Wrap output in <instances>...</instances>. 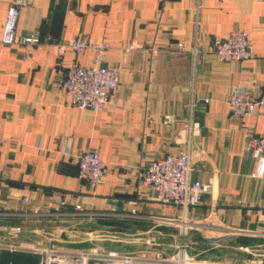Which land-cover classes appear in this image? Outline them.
Instances as JSON below:
<instances>
[{
	"label": "crops",
	"instance_id": "crops-1",
	"mask_svg": "<svg viewBox=\"0 0 264 264\" xmlns=\"http://www.w3.org/2000/svg\"><path fill=\"white\" fill-rule=\"evenodd\" d=\"M10 1L0 0V264H19L28 242L71 249L80 230L76 221L93 222L74 216L40 220L24 214V197L43 205L66 195L87 210L124 215L100 218L101 228H123V221L168 224L166 218L178 216L179 209L157 203L140 172L152 159L187 146L190 118L191 178L206 190L189 213L216 230L215 237L195 242L216 247L212 240L221 238V230L237 228L247 233L225 241L232 256L252 262L264 255L261 157L245 154L247 129L228 102L237 85L256 96L263 92L264 0H33L21 10L18 37L39 41L5 45L1 36ZM235 29L249 33L256 57L220 61L213 37ZM76 36L104 38L110 45L105 64L122 66L120 87L99 112L72 105L62 88L75 59L92 60L88 51L76 57L57 53L54 43ZM130 42L136 48L124 51ZM198 96L209 101L192 105ZM166 115L175 120L166 122ZM249 123V132L264 136V109ZM88 149L109 165L94 189L79 178L75 160ZM133 210L136 216H129ZM240 244L249 250L237 251Z\"/></svg>",
	"mask_w": 264,
	"mask_h": 264
},
{
	"label": "built area",
	"instance_id": "built-area-1",
	"mask_svg": "<svg viewBox=\"0 0 264 264\" xmlns=\"http://www.w3.org/2000/svg\"><path fill=\"white\" fill-rule=\"evenodd\" d=\"M32 2L33 0H11L9 2L7 16L3 25L1 43L5 45H13L17 42L34 44L39 41V38L34 35L22 38L18 37V23L21 10ZM178 46L185 48L182 42H179ZM54 47L59 54L70 51L75 57L87 51L92 53V60L89 63L79 62L75 59L68 66L61 84L62 88L70 96L72 105L81 110H91L93 112L104 110L117 93L122 76V66L120 64H105L106 53L110 49L109 43L104 38L92 41L82 36H76L66 42L54 43ZM212 47L220 61L246 62L256 57L249 33L241 29H235L226 34L215 35L212 40ZM135 48L136 45L133 42L126 43L123 46V50L127 52ZM197 52V49H194L195 55ZM196 101L208 102L209 98L198 96L192 105ZM228 102L232 116L241 119L245 129H247V143L244 152L246 155L255 154L261 157L259 171L263 174L264 136L249 132V119L257 110L264 109V89L261 95L256 96L244 85H237L232 89ZM174 120L175 117L173 115L165 116L166 122H173ZM188 122L187 146L175 153H168L152 159L140 172L141 184L152 191L153 199L157 203L163 206L172 205L177 207L179 212L182 213L179 219L172 220L167 218L166 222H181V224H178L179 231L185 235L190 230L212 228V224H204L205 221L197 220L196 217L189 213L191 207L202 202L206 187L201 181L192 180L191 178V173L194 170L191 143L195 132V122L192 118ZM75 160L79 168V178L91 188H96L108 171V162L101 158L93 149H88L75 155ZM22 202L25 207H28V211L24 214H31L40 220L82 215H88L90 218L92 216L103 218L111 215V213L87 210L81 203L75 202L71 204L70 198L66 195L61 196L56 202L43 205L33 203L26 197L22 199ZM69 205L74 206L73 210H67ZM16 229L20 231L21 227L18 226ZM227 230L247 233L237 228H229ZM88 233L86 232V234ZM144 243L146 245L157 244V234L152 233V235H148L144 239ZM36 245L38 247L26 246L24 249L33 250V252L40 254L39 264H219L207 255L198 257L197 255H190L187 252L158 257L156 255L123 254L118 253L116 250L104 253L64 249L45 246L42 241H39ZM238 248L248 251L250 247L241 245ZM229 261V263H234L231 260ZM238 264H264V255L258 254L252 262L247 260L240 261Z\"/></svg>",
	"mask_w": 264,
	"mask_h": 264
},
{
	"label": "rangeland",
	"instance_id": "rangeland-1",
	"mask_svg": "<svg viewBox=\"0 0 264 264\" xmlns=\"http://www.w3.org/2000/svg\"><path fill=\"white\" fill-rule=\"evenodd\" d=\"M192 148V145H191ZM93 211V210H91ZM135 212V211H134ZM133 212L132 215L129 216H136V214ZM113 213V212H111ZM180 215L182 213L179 212L178 216L171 217L170 219L176 220L179 219ZM109 216H115V217H122L123 214L120 213H113ZM80 218H87L92 220L89 221V223L84 225V221H76L80 230H78L77 235L73 238H71V249H78L81 251H91V252H104L108 253L110 251L116 250L118 253H132V254H138V255H156L158 257H165L167 254L170 255H177L179 253H189L190 255H197L198 257L207 255L210 258H212L215 262L219 264H238L240 263L239 260H236L232 254L234 253V250H229L226 245V240L230 237H233V235H246L243 233H238L237 231H229V230H221L220 239L218 240H212V242H216V247H213L212 245L208 246V242H201L197 243L195 242V239L198 238H212L215 237L216 233L215 229L208 228V229H194L190 230L188 234H182L179 231L178 224L181 222L178 221H168V224L163 223L162 219H159L156 224H150V225H144L141 223H135V222H124L120 223V225L123 226V228H104L100 227V217L99 216H90L88 215H82V216H76L74 219ZM167 219V218H166ZM211 224L212 222H205L204 224ZM202 224V223H201ZM215 225V224H214ZM21 227V226H19ZM22 228V227H21ZM86 232H89L86 234ZM92 234L90 235V233ZM152 233L157 234L158 243L155 245H146L144 243V239L148 235H152ZM249 234V233H248ZM17 235V234H16ZM19 235H17L18 237ZM20 237V236H19ZM260 237V236H259ZM21 241V240H20ZM26 241V240H23ZM34 242H28L26 245L28 246H35L38 247V245L33 244ZM241 245V244H240ZM264 245V243H263ZM47 246V245H45ZM239 246V245H238ZM57 248H62L58 247ZM209 247H213L210 250ZM26 254H24L23 257L19 258V264H35L39 260L38 253L33 252V250H25ZM237 251H243L238 248ZM29 253V254H27ZM231 254V255H230ZM32 259V260H31ZM233 261L234 263H229L230 261ZM40 262V261H39Z\"/></svg>",
	"mask_w": 264,
	"mask_h": 264
}]
</instances>
